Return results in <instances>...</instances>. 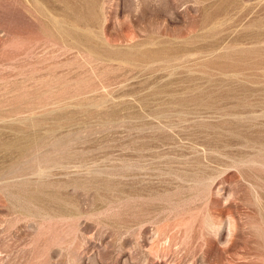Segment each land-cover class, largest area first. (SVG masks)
I'll return each mask as SVG.
<instances>
[{"label": "rangeland", "instance_id": "1", "mask_svg": "<svg viewBox=\"0 0 264 264\" xmlns=\"http://www.w3.org/2000/svg\"><path fill=\"white\" fill-rule=\"evenodd\" d=\"M0 264H264V0H0Z\"/></svg>", "mask_w": 264, "mask_h": 264}]
</instances>
